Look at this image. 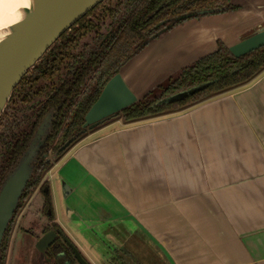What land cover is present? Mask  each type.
Wrapping results in <instances>:
<instances>
[{
  "label": "crops",
  "instance_id": "0c3cea01",
  "mask_svg": "<svg viewBox=\"0 0 264 264\" xmlns=\"http://www.w3.org/2000/svg\"><path fill=\"white\" fill-rule=\"evenodd\" d=\"M234 1L237 11L190 19L146 47L124 70L131 89L142 94L264 24V0ZM68 155L78 170L67 192L84 200L69 222L94 236L123 227L122 244H147L159 264H264V73L176 114L112 122ZM115 246L116 264H135Z\"/></svg>",
  "mask_w": 264,
  "mask_h": 264
},
{
  "label": "trees",
  "instance_id": "16d2710c",
  "mask_svg": "<svg viewBox=\"0 0 264 264\" xmlns=\"http://www.w3.org/2000/svg\"><path fill=\"white\" fill-rule=\"evenodd\" d=\"M238 9L232 4V0H106L98 18L94 16L90 20L85 18L79 22L78 26L57 42L29 75L23 78L12 93L4 117H8L10 108L18 102L33 105L37 100L35 97L47 96V104L52 105L63 95L71 99L72 115L78 124H82L85 114L96 102L109 80L146 47L144 44L158 39L162 28L173 23L174 18L189 13H194L195 17L199 18L198 13L201 11L220 14ZM104 16L115 20L120 16L127 22L119 28L117 37L110 42L106 50L100 51L94 44L102 37L100 17ZM165 21L168 22L161 28L157 27ZM175 24L178 23H173L171 27ZM92 32L89 43L83 42ZM136 43L141 45L136 46ZM93 68L97 73L89 82L88 77ZM263 73L264 47L235 59L229 49L219 42L216 53L184 69L180 78L164 91L161 98L150 99L148 96L118 117L126 124H134L176 114L209 99L241 89ZM208 82H213L208 89L185 101L158 105V102L168 95ZM74 99H77L75 104ZM89 133L91 132L81 136L69 150L84 140ZM50 168L51 164L47 171ZM49 200V203H52L51 198ZM50 208L53 209V206Z\"/></svg>",
  "mask_w": 264,
  "mask_h": 264
},
{
  "label": "water",
  "instance_id": "95a60500",
  "mask_svg": "<svg viewBox=\"0 0 264 264\" xmlns=\"http://www.w3.org/2000/svg\"><path fill=\"white\" fill-rule=\"evenodd\" d=\"M103 1L104 0H36V7L28 10L25 18L15 24L12 27L10 34L0 42V116L7 107L14 89L27 72L31 70L39 60H41V58L65 32ZM232 4L240 8V6L236 5L234 0H232ZM263 9L264 8L261 10ZM201 14L207 15L212 14V12H202ZM193 16L194 15L191 14L181 17L179 20L192 18ZM166 33L167 31H163L158 39L152 40L148 42L147 45L144 44L143 46L148 47L153 42L162 38ZM224 45L229 49V52L235 59H240L252 52L262 49L264 47V24L250 29L240 37L236 44L231 46ZM146 47H144V49ZM217 51L218 44L215 52L178 70L176 73L163 80L159 79L152 88L146 90L142 94H137L125 81L123 74L125 68L141 54L140 52L129 63H127L118 74L109 80L99 96V99L86 114L84 128H88L91 131L88 136L112 122L122 121L126 124L123 119H119V115L127 109L137 105L148 96L150 99L161 98L166 90L164 84L170 82L175 74H182L184 69L195 65L200 60L213 55ZM170 84H172V81ZM212 84L213 82H208L173 95H168L161 99L158 102V105H170L185 101L186 99L205 91ZM154 89H162L160 91L161 94L157 97H152L151 94ZM50 129L51 124L49 120H46L36 133L29 149L19 160L17 166L9 175L1 190L0 235H2L3 229L11 219L20 196L34 172L35 160L38 157L41 147L48 138V131ZM71 142H68L63 150H65ZM59 159H61V157L51 162L50 170L53 169ZM65 190L69 191V188L66 187ZM47 191L48 190H46V192ZM53 240V235L43 237L38 244H36V249L40 254H43ZM77 257L80 262L84 264V261H81L82 258L80 255H77Z\"/></svg>",
  "mask_w": 264,
  "mask_h": 264
},
{
  "label": "flooded vegetation",
  "instance_id": "af4514ba",
  "mask_svg": "<svg viewBox=\"0 0 264 264\" xmlns=\"http://www.w3.org/2000/svg\"><path fill=\"white\" fill-rule=\"evenodd\" d=\"M105 2L106 0L100 3L81 20H79L67 32H65L57 42H59L64 36H68L72 29L78 26L77 24L83 19L88 18L90 20L94 16L98 18ZM202 12L208 11L199 12V18L206 15L201 14ZM120 13L122 14L123 12ZM191 14L194 15L192 18L179 20V18ZM195 15L196 14L194 13H189L178 16L173 19V23L178 24H175L173 27H171V25H173V23H171L167 27L162 28L159 33H162L163 31H169L177 26L183 25L190 19H199L196 18ZM143 17L144 15H142V18ZM126 22L127 21L120 16L117 17V20L109 16L100 17V34L102 35V37L99 41L95 42L94 46L97 47L100 51L106 50L110 42L115 37H117L119 28ZM167 22L168 21L159 23L157 27L161 28ZM92 35L93 32L89 37L84 38L83 42L89 43L88 39L92 37ZM139 44L140 43H136V46ZM53 46L48 50L46 54L50 52ZM43 57L41 58V60L43 59ZM41 60H39V62ZM31 70H29L23 78L29 75ZM96 73L97 70L93 68L88 77L89 82L92 81ZM19 84L17 85V87L19 86ZM35 98L37 100H35L33 105H26L18 102L16 106L10 108L8 117H4L7 107L0 116V194L6 180L17 166L19 160L29 149L30 144L34 140L35 135L40 127L46 120H49L51 124V129L48 131V138L46 139L44 145L41 147L38 153V157L35 160L34 172L20 196L17 207L11 219L3 229L2 235H0V264H10V256L13 252V245L18 242L16 235L27 236L30 242V246L34 250H36V253L38 254L40 253L36 249V244H38L40 239H42L43 237L53 235L54 240L52 241V243L47 247L43 254H40L42 256V264H82L77 255H80V257L82 258L81 261H84V264H92L88 259L83 257L75 242L70 237H68L62 227L58 225L54 213V207L53 209L50 208V206H54L53 200L51 198V187L49 183H44V175L46 173H50L51 171H47L49 164H51L52 161L56 160L60 155L65 154L69 150V148L72 147V144H74L81 136L90 131L88 128H84V119L88 112L85 114L82 124H78V122L74 119V115H72L73 107L71 106V99L69 97H64L63 95H61L58 98L57 102L53 103L52 105L47 104V96ZM76 102L77 99H74V104ZM3 117L4 119H2ZM54 127L56 128V132H54ZM68 142H71V144L65 150H63ZM70 150L68 152H70ZM68 152L64 156H66ZM46 190L48 191L46 192ZM35 194L43 195V202H38L39 204H30V201H32L31 199ZM49 198H51L52 203H49ZM32 205L41 206L38 214L42 215L43 218L47 217L49 219V222H47L46 224H42L41 231L38 233L39 235L32 229H25L20 226L18 227L20 214L24 210V207ZM39 215L36 219L38 222H41Z\"/></svg>",
  "mask_w": 264,
  "mask_h": 264
},
{
  "label": "rangeland",
  "instance_id": "374dc122",
  "mask_svg": "<svg viewBox=\"0 0 264 264\" xmlns=\"http://www.w3.org/2000/svg\"><path fill=\"white\" fill-rule=\"evenodd\" d=\"M180 76L181 74H175L170 82H175L180 78ZM170 82H166L164 84L166 89H168L171 85ZM161 90L162 89H154L151 96H159L161 94ZM76 146H74L68 153H71V151ZM64 158L65 156L59 159L57 166L51 170L50 173H46L44 175V181L49 183L51 187V198L53 200L54 213L58 225H60L67 236L75 242L83 257L88 259L92 264L119 263L114 258L117 255L115 248V245H117L119 248H124L129 260L135 264H159V262L154 257L155 253H151L152 250L149 248V246H147V244H145L144 247V245H141V241H133V239L130 237H126L127 244L124 242V240L122 244L121 239L123 238H119L118 236L121 233V228L122 231H124L123 227H115L112 232L110 231L106 233L108 237H96L91 234V229L89 228L90 224L85 223L86 221L74 219V221L69 222L70 213L73 211L74 207H76L73 205L77 202L83 203L84 200L80 197V195H74L73 193L67 192L65 190L66 187L71 189L73 180L77 178L78 169L73 163V160L70 159V155H68L65 159ZM31 200L32 201H30V204L43 202L44 196L35 194ZM40 208L41 206L35 205L25 206L24 210L20 214L18 227L20 226L25 229H32L38 234L41 231L42 224L49 222L47 217L43 218L42 215L38 214ZM38 215L41 219V222H38L36 219ZM106 228H96L95 226V229H97L96 231H102ZM16 238L18 239V242L13 245V252L10 256V264H42V256L36 253V250L30 246L28 237L24 235H16ZM111 258H114L115 262H112Z\"/></svg>",
  "mask_w": 264,
  "mask_h": 264
},
{
  "label": "bare ground",
  "instance_id": "6f19581e",
  "mask_svg": "<svg viewBox=\"0 0 264 264\" xmlns=\"http://www.w3.org/2000/svg\"><path fill=\"white\" fill-rule=\"evenodd\" d=\"M35 7L36 0H0V42L25 18L27 11Z\"/></svg>",
  "mask_w": 264,
  "mask_h": 264
}]
</instances>
